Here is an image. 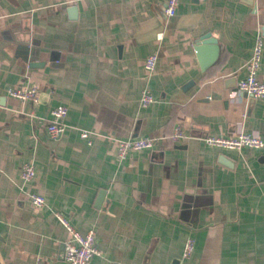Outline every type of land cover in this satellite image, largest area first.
<instances>
[{"label": "crops", "instance_id": "1", "mask_svg": "<svg viewBox=\"0 0 264 264\" xmlns=\"http://www.w3.org/2000/svg\"><path fill=\"white\" fill-rule=\"evenodd\" d=\"M166 3L0 0V264H68L69 234L54 212L95 232L101 256L90 264H264V148L202 140L264 139V100L237 91L264 0H180L171 18ZM207 34L220 51L202 68L195 48ZM19 87L37 88L38 103L8 95ZM145 90L156 101L143 108ZM57 106L67 108L66 128L52 139ZM177 126L188 139L118 161V140ZM30 162L35 177L24 183ZM187 239L194 250L182 259Z\"/></svg>", "mask_w": 264, "mask_h": 264}, {"label": "built area", "instance_id": "2", "mask_svg": "<svg viewBox=\"0 0 264 264\" xmlns=\"http://www.w3.org/2000/svg\"><path fill=\"white\" fill-rule=\"evenodd\" d=\"M180 0H167L164 8V15L166 18H171L175 15ZM263 52V37L258 34L252 49V54L249 60L244 65L245 76L237 83V91L243 93L254 100H264V82L258 77L260 63ZM157 55L151 54L145 61V70L150 76L156 65ZM8 95L12 98L23 102L38 103V90L35 87H19L16 89H9ZM156 99L147 90L143 91L140 98L141 107L145 108L154 103ZM52 122L47 125L46 129L52 139H58L65 131V117L67 115V108L65 106H57L51 110ZM80 137L89 142V134L82 130ZM189 136L179 127H175L168 135L146 138H129L126 140H118L116 147V157L118 161L126 160L132 153L141 151H153L162 142L177 144ZM204 143L210 147L219 148L223 150L239 151L247 148L251 150H259L264 148V139L258 135L239 131L231 137L220 136H204L202 138ZM1 169V164H0ZM35 167L30 163H24L21 168L20 178L24 183H30L35 177ZM30 200L34 207L41 208L45 205V199L39 194H30ZM54 217L60 222L69 234V239L65 243L63 260L68 264H90L94 257L101 256V251L97 245V239L93 230L86 234H80L70 224L60 212H54ZM194 250V240L187 239L182 251V259H187ZM38 258L36 264H40Z\"/></svg>", "mask_w": 264, "mask_h": 264}, {"label": "water", "instance_id": "3", "mask_svg": "<svg viewBox=\"0 0 264 264\" xmlns=\"http://www.w3.org/2000/svg\"><path fill=\"white\" fill-rule=\"evenodd\" d=\"M261 35L264 36V26L260 28ZM212 46V47H209ZM211 50V55L208 56V51ZM196 55L198 57V60L201 64V67L204 68L217 57L219 51H220V46L217 43V40H215L214 35L207 34L200 38L198 45L195 48ZM254 100V99H252Z\"/></svg>", "mask_w": 264, "mask_h": 264}]
</instances>
